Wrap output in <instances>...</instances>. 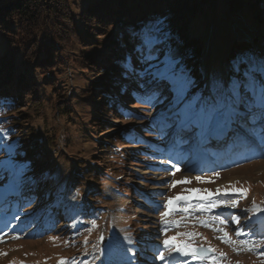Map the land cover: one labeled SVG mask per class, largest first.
<instances>
[{
    "label": "rangeland",
    "instance_id": "rangeland-1",
    "mask_svg": "<svg viewBox=\"0 0 264 264\" xmlns=\"http://www.w3.org/2000/svg\"><path fill=\"white\" fill-rule=\"evenodd\" d=\"M76 1L79 3L78 7L73 9L76 15H80V10L84 9L86 3L83 0ZM228 5V0H212L211 8L204 5L193 23L198 38L204 42L205 50L209 51L205 61L207 74L225 75L228 72L227 49L235 40L254 42L256 34L264 39V31L255 20L244 15L243 11H240L241 14L235 9L230 11ZM78 21L77 27L81 30V22ZM117 32L115 31L113 36ZM12 43L6 34L0 32V56L5 53L13 55L16 72H23L29 83L35 86L19 113H23V117L26 114L32 117L27 122L34 133L33 138L39 144L31 150L32 153L42 154L41 161L44 164L26 163L31 169L29 175L37 179L35 184L37 188L31 192H23L18 198L8 196L7 171L4 172L5 179L0 180V192L7 197L0 200V229H3L0 231V237H3L0 241V264H60L62 260L69 264L83 262L101 264L100 260L94 259L98 254L97 249L108 245L116 236L122 239L127 234H131L136 241L132 245L136 250L134 258L136 264H161L153 257L155 248L163 247L162 239L165 238L163 234L161 233L159 239L156 238L163 225L160 223L159 214L150 210L152 205L149 201L164 204L166 200L163 196L151 194L184 196L188 194L186 189L201 190L200 193L193 195H206L204 190L216 193L217 189L222 192L246 193V197L237 199L238 207L232 208V212L241 211L237 214L241 217L240 227L251 225V228L245 227L246 232L264 231V224H261L263 212L250 215L244 212L245 209L252 207L253 202L263 208L264 157L245 162L243 156H235L230 160V164L221 166L222 169L202 176L204 182L197 181L195 177L198 175L193 174L190 167L191 154L187 152L191 150L192 144L185 145L183 151L174 148L172 142H167L169 139L160 137L158 125L151 123L163 105L156 108L145 104L131 106L133 103L130 104L131 100L128 99L133 98L135 82L129 86L123 98L129 102L122 104L124 109L132 112L130 115L124 112V109H114L115 115L112 117L103 112L99 94L94 96L90 90L96 87L99 75L97 68L89 65L88 57L91 54H103L107 40L101 42V47L94 48L90 44H72L61 52L62 58L60 62H56L55 67L45 70H36L24 62L22 50H18V46ZM34 99L39 100L37 109L35 103L30 102ZM17 114L18 112L14 115ZM7 115L10 116L11 113L0 111V124L10 135L8 131L10 121L7 120ZM123 132L125 135L121 134ZM111 136L113 138L110 139ZM115 138L117 140H114ZM109 139L116 141L124 151L121 156L123 164L113 173V178L105 179V192L94 193L92 187L97 186L96 175L92 174L91 178L86 180L84 177H76V174H81V169L105 173L102 162L106 159L107 151L108 154L111 153L109 152L111 148L105 149L107 147L101 146L104 140ZM240 142L238 140L237 144ZM197 145L213 150L207 143L197 142ZM0 150V157L4 156L0 161L9 158L1 140ZM169 155L172 163L181 169L175 176L162 170L171 167L170 164L161 162L169 158ZM12 159L14 162H21L20 157L13 156ZM217 172L218 176L215 175ZM186 177L190 183L178 184L175 188L163 186L165 182L181 181ZM112 182H120L122 185H111ZM131 187L138 195H133ZM47 192L50 193V197ZM27 198L33 201L31 205L28 204ZM214 198L216 199V196ZM48 199L53 203L48 205L46 203ZM51 210L52 213L49 214ZM65 210L72 217L71 224L66 222L70 216L64 214ZM216 210L217 208L213 209L211 214L197 212L192 218H185L183 214H173L169 219L181 220L182 224L169 230L167 236L176 237V242L182 243L189 238L180 235L181 233H197L192 241L193 246H207L216 249L217 253H224L225 258L220 264H264V247L237 254L232 245L217 238L222 235L214 231L218 225L213 224L209 227L200 225L197 218L206 220L208 215H215ZM17 215L20 217L19 220L14 218ZM27 215L31 218L25 219ZM230 215H224V218ZM3 216H6V220L2 219ZM47 219L50 220V225ZM92 219L96 220L98 227L93 228L88 223ZM9 222L17 227L5 228V224ZM89 228L91 231L86 230ZM106 230L111 231V236L103 235ZM224 230L233 240L243 238L236 236V225L231 220L224 225ZM4 232L8 235L5 236ZM14 236L21 238L14 239ZM101 237H104L103 244L99 242ZM193 264L211 262L193 261Z\"/></svg>",
    "mask_w": 264,
    "mask_h": 264
},
{
    "label": "snow or ice",
    "instance_id": "snow-or-ice-1",
    "mask_svg": "<svg viewBox=\"0 0 264 264\" xmlns=\"http://www.w3.org/2000/svg\"><path fill=\"white\" fill-rule=\"evenodd\" d=\"M133 52L135 53L134 64L132 57L126 58L123 64L124 73L136 81V90L133 97L140 103L156 108L163 105L157 116L151 121L157 124L161 138L169 139L174 148L183 149L185 145L193 142L209 143L212 141L228 142L240 140L249 144V153L246 159L264 157V53H243L235 58L230 72L223 74L211 73L205 76L203 87L197 85L193 79L191 71L186 65L176 58L175 51L168 47L171 33L168 30L165 19L158 18L145 23L133 35ZM139 65L137 67L136 65ZM126 91V90H124ZM146 118V117H145ZM2 124H0V138H8ZM9 159L0 161V180L5 179L4 172L8 176V196H22L25 191H32L37 179L29 175L31 171L29 165H17L12 157L15 153V146H7ZM163 164H170V168L162 169L175 176L180 167L172 163L171 155L161 161ZM174 169V171H173ZM219 175V173H215ZM195 179L204 182L202 176ZM187 179L165 182V187L175 188L178 184L190 183ZM199 189H186L187 195L168 196L167 193L151 194L163 196L166 203L150 200L151 211H155L160 216V223L163 225L157 233L159 239L161 233L165 237L162 239L163 247L157 246L154 251V260H159L161 264H193V261H210L211 264H220L225 258L224 253H217L216 249L208 247H194L192 241L197 233L185 232L180 235L189 239L182 243L176 242V237H168L169 230L179 227L181 220L169 219L173 214H183L185 218H192L195 213L211 214L213 209L226 207L237 208L236 198L215 199L219 194L207 192V194L193 195L200 193ZM79 193L77 192V195ZM228 197V192L223 193ZM246 197V193H241ZM7 197L0 192V200ZM74 198V197H73ZM28 199V204L33 201ZM193 201H196L195 203ZM164 209V210H162ZM245 213H261L264 208L253 202ZM19 220L17 215L14 217ZM198 219L201 226L209 227L218 225L214 231L222 233L217 238L222 242L233 246V250L240 254L241 251H255L259 247H264V231H245V227H240L241 217L231 214L224 218L223 213L208 215V219ZM231 220L236 225V236L242 239L233 240L224 230V225ZM88 223L92 227H98L95 219ZM15 229L17 225L5 224V228ZM91 231V229H86ZM3 231V229H0ZM7 236L8 233L4 232ZM259 237V238H254ZM14 239L21 237L14 236ZM101 241L103 237L100 238ZM3 237H0V241ZM136 241L131 234L123 236L121 239L116 236L110 240L105 247L97 249L95 260H100L101 264H136V250L132 247ZM215 253V255H214ZM6 255V253H3ZM182 257H190L184 260ZM102 258V259H101ZM60 264H69L62 260ZM86 264V262H83Z\"/></svg>",
    "mask_w": 264,
    "mask_h": 264
},
{
    "label": "trees",
    "instance_id": "trees-1",
    "mask_svg": "<svg viewBox=\"0 0 264 264\" xmlns=\"http://www.w3.org/2000/svg\"><path fill=\"white\" fill-rule=\"evenodd\" d=\"M83 1L86 5L80 10L81 14L76 15L74 9H77L79 4L76 0H0V32L6 34L9 40L18 46V50H22L23 61L36 70L55 67L56 62H60L62 58L61 52L72 44H90L94 48L101 47V42L107 40L103 54H91L88 62L91 67L97 68L99 75L96 87L90 90L94 96L99 94L103 112L112 117L115 115L114 109H123L117 105V99L136 82L124 73L122 67L129 56L132 57L133 63H136L132 39L134 33L145 23L163 18L171 33L168 47L175 51L176 58L191 71L197 85H201L204 78L202 62L206 46L198 38L193 23L204 5L211 8L212 0ZM228 3L230 11L235 9L238 14L243 11L244 15L255 20L264 31V0H228ZM79 19L81 21H78ZM77 21L81 22V30L77 27ZM115 31L118 32L113 36ZM256 39L263 44L264 41L259 36L256 35ZM227 50V61L231 64L243 53L259 54L249 42L241 39L235 40ZM136 66L139 67L138 64ZM16 70L13 55L5 53L0 56V111L11 113L6 117L10 121V138L6 148L9 144L15 146L14 156L20 157L21 165L35 162L43 165L42 154L32 153L31 150L39 144L33 138L34 133L27 122L32 117L29 114L23 117V113H19L35 86L29 83L23 72L17 73ZM30 102L35 103L36 109L39 108V100ZM121 102L126 101L121 99ZM132 103L131 106L143 104L134 97ZM16 112L18 114L15 116ZM124 112L128 115L132 113L127 109H124ZM121 134L125 135L124 132ZM110 139L104 140L101 146L107 147L105 149L111 148V153L108 154L107 151L106 159L102 162L105 173L81 169L82 173L76 174V177H84L86 180H89L92 174L96 175L97 186L92 187L94 193H104L105 176L112 175L123 164L121 156L124 151L116 141L113 142L117 138L113 141Z\"/></svg>",
    "mask_w": 264,
    "mask_h": 264
},
{
    "label": "bare ground",
    "instance_id": "bare-ground-1",
    "mask_svg": "<svg viewBox=\"0 0 264 264\" xmlns=\"http://www.w3.org/2000/svg\"><path fill=\"white\" fill-rule=\"evenodd\" d=\"M208 53H209V51H208ZM228 193H231V192H228Z\"/></svg>",
    "mask_w": 264,
    "mask_h": 264
}]
</instances>
